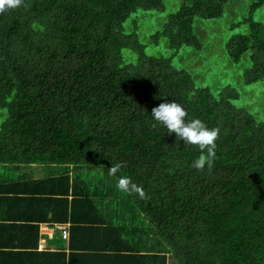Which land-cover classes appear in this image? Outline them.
<instances>
[{
  "label": "trees",
  "instance_id": "16d2710c",
  "mask_svg": "<svg viewBox=\"0 0 264 264\" xmlns=\"http://www.w3.org/2000/svg\"><path fill=\"white\" fill-rule=\"evenodd\" d=\"M229 2L182 0L166 14L164 0H23L0 12V202L8 191L25 194L65 217L71 202L79 218H102L114 244H149L148 264H264V119L235 105V86L215 95L173 58L146 50L163 39L173 55L183 46L202 50L195 21L222 18ZM262 7L254 0L233 26L248 33L226 45L234 64L248 56L243 87L264 82V24L253 19ZM149 12L161 17L147 43ZM174 100L186 119L219 129L211 170L195 169L199 147L152 118L153 108ZM115 163L124 166L111 176ZM30 165H43L48 178L33 180L23 168ZM96 170L105 179L89 183ZM122 175L145 198L121 192ZM1 212L7 227L13 216ZM116 224L134 227L121 233Z\"/></svg>",
  "mask_w": 264,
  "mask_h": 264
},
{
  "label": "crops",
  "instance_id": "0c3cea01",
  "mask_svg": "<svg viewBox=\"0 0 264 264\" xmlns=\"http://www.w3.org/2000/svg\"><path fill=\"white\" fill-rule=\"evenodd\" d=\"M23 168L33 180L48 178L43 165ZM14 175L15 171L12 172L13 182ZM7 193L8 200L0 202V209L13 219L7 227L0 228V264H8L9 253H15L9 264H148L149 244L138 245L140 238H126L114 244L111 230L102 218H79L77 214L81 209L71 202L65 217V209L49 204L40 207V202L34 200L32 204L25 194L17 198L13 192ZM132 226L116 224L121 233L123 227ZM154 242L158 245L157 240H153V245Z\"/></svg>",
  "mask_w": 264,
  "mask_h": 264
},
{
  "label": "rangeland",
  "instance_id": "374dc122",
  "mask_svg": "<svg viewBox=\"0 0 264 264\" xmlns=\"http://www.w3.org/2000/svg\"><path fill=\"white\" fill-rule=\"evenodd\" d=\"M253 3L254 0H230L224 8L222 18L196 20L194 34L200 39L203 45L202 50L193 46H183L177 55H173V50L165 39L158 45L149 44L146 50L155 57L173 58V65L176 69L187 71L198 87L209 88L215 95H218L225 86L230 84L235 86L241 94L240 99L235 101V105L238 108L248 110L261 120L264 119V91L260 86L264 88V82L243 87L241 75L250 65L248 56L246 55L242 62L236 65L229 57L226 48L232 37L248 33V27L245 24L236 28L233 26L242 23L250 16ZM181 4L182 0H164L166 14L178 10ZM146 16V20L149 21V28H145L143 31L146 35L144 39L148 43L150 36L154 34V30L150 27L153 28V25L157 24L155 19H159L161 16L156 12H149ZM253 19L264 24V7L255 12ZM3 174L10 176L11 172ZM94 174L96 175L86 178L89 183H97V181L105 179V172L103 171L96 170ZM110 183L108 181L105 184L109 185ZM96 198L101 197L96 196Z\"/></svg>",
  "mask_w": 264,
  "mask_h": 264
},
{
  "label": "clouds",
  "instance_id": "9594fccd",
  "mask_svg": "<svg viewBox=\"0 0 264 264\" xmlns=\"http://www.w3.org/2000/svg\"><path fill=\"white\" fill-rule=\"evenodd\" d=\"M23 0H0V12L8 9H14L22 4ZM152 118L162 124L168 134L175 133L177 139L183 140L186 144L196 145L201 151V155L193 161L192 166L203 171L206 167L211 170L216 157V140L219 135V129H209L200 119H186L188 109L178 103L176 100L172 102L161 103L152 109ZM124 165L115 163L109 169V175L116 176ZM116 187L127 194H138L140 198H145L146 193L142 186L134 183L130 177L121 176L118 179Z\"/></svg>",
  "mask_w": 264,
  "mask_h": 264
}]
</instances>
